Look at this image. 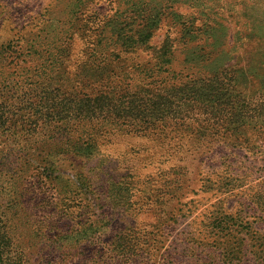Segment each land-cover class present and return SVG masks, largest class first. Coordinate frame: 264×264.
I'll return each mask as SVG.
<instances>
[{"label": "rangeland", "instance_id": "374dc122", "mask_svg": "<svg viewBox=\"0 0 264 264\" xmlns=\"http://www.w3.org/2000/svg\"><path fill=\"white\" fill-rule=\"evenodd\" d=\"M0 110L25 264H264V0H0Z\"/></svg>", "mask_w": 264, "mask_h": 264}, {"label": "trees", "instance_id": "16d2710c", "mask_svg": "<svg viewBox=\"0 0 264 264\" xmlns=\"http://www.w3.org/2000/svg\"><path fill=\"white\" fill-rule=\"evenodd\" d=\"M130 40L131 41L135 40V37H131ZM132 44L134 43L131 42L130 45ZM2 113H3L2 110H0V127L4 125ZM171 116L176 117L175 115H171ZM242 242L245 243V241H242ZM9 248H10L9 241L6 239L5 233L1 231L0 232V264H25L23 262V257H20L19 254L15 256L10 255L13 253L10 251Z\"/></svg>", "mask_w": 264, "mask_h": 264}]
</instances>
